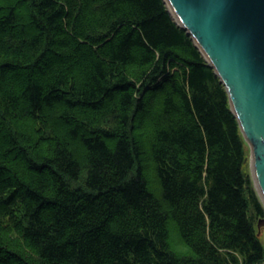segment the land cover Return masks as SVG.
<instances>
[{"label": "trees", "instance_id": "16d2710c", "mask_svg": "<svg viewBox=\"0 0 264 264\" xmlns=\"http://www.w3.org/2000/svg\"><path fill=\"white\" fill-rule=\"evenodd\" d=\"M246 143L165 0H0V264H264Z\"/></svg>", "mask_w": 264, "mask_h": 264}, {"label": "water", "instance_id": "95a60500", "mask_svg": "<svg viewBox=\"0 0 264 264\" xmlns=\"http://www.w3.org/2000/svg\"><path fill=\"white\" fill-rule=\"evenodd\" d=\"M165 1L226 87L264 203V0Z\"/></svg>", "mask_w": 264, "mask_h": 264}, {"label": "rangeland", "instance_id": "374dc122", "mask_svg": "<svg viewBox=\"0 0 264 264\" xmlns=\"http://www.w3.org/2000/svg\"><path fill=\"white\" fill-rule=\"evenodd\" d=\"M247 142V141H246ZM246 151H247V160H246V165H245V171L251 176V178L254 180L253 178V172H252V154H251V147L249 145V143H246ZM255 183V182H254ZM255 185V184H254ZM264 217V216H263ZM262 216L259 217L256 220L255 223V227L257 229V232H259V238L261 239L263 245H264V224H262L261 229L259 230L258 228V222L260 218H263Z\"/></svg>", "mask_w": 264, "mask_h": 264}, {"label": "bare ground", "instance_id": "6f19581e", "mask_svg": "<svg viewBox=\"0 0 264 264\" xmlns=\"http://www.w3.org/2000/svg\"><path fill=\"white\" fill-rule=\"evenodd\" d=\"M168 5V4H167ZM170 10H171V12H172V14H173V16L176 18V20L178 19V17H177V15H176V13L173 11V9H171L170 8ZM179 20V19H178ZM178 20H177V22H178ZM179 23V22H178ZM180 24V23H179ZM188 31V30H187ZM194 39V38H193ZM195 41V40H194ZM196 43V42H195ZM197 45V44H196Z\"/></svg>", "mask_w": 264, "mask_h": 264}]
</instances>
